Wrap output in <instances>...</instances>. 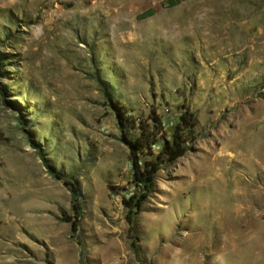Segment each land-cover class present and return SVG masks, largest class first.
Wrapping results in <instances>:
<instances>
[{
    "label": "rangeland",
    "instance_id": "374dc122",
    "mask_svg": "<svg viewBox=\"0 0 264 264\" xmlns=\"http://www.w3.org/2000/svg\"><path fill=\"white\" fill-rule=\"evenodd\" d=\"M178 1L0 0V264H264V0ZM184 108L129 225L122 136Z\"/></svg>",
    "mask_w": 264,
    "mask_h": 264
},
{
    "label": "trees",
    "instance_id": "16d2710c",
    "mask_svg": "<svg viewBox=\"0 0 264 264\" xmlns=\"http://www.w3.org/2000/svg\"><path fill=\"white\" fill-rule=\"evenodd\" d=\"M178 0H169V6L179 4ZM120 105L118 101L113 103ZM121 107H118L119 110ZM124 112V111H123ZM123 112H121L123 114ZM152 124L139 123L138 135L130 137L127 134L122 136L123 143L129 149V178L127 180L131 190L121 197V204L127 210V221L133 224L134 217L141 211L149 195L152 193L155 178L163 167L173 164L184 157L190 150L194 141V131L197 127L195 115L184 108L178 117V123L172 128L170 136L167 137L165 123L157 118H151ZM124 125V123H122ZM160 136V137H159ZM58 180L70 189L74 200L75 217L67 218L72 230L77 231V218L82 214L81 193L79 188L63 177L56 175Z\"/></svg>",
    "mask_w": 264,
    "mask_h": 264
},
{
    "label": "bare ground",
    "instance_id": "6f19581e",
    "mask_svg": "<svg viewBox=\"0 0 264 264\" xmlns=\"http://www.w3.org/2000/svg\"><path fill=\"white\" fill-rule=\"evenodd\" d=\"M220 220V219H219Z\"/></svg>",
    "mask_w": 264,
    "mask_h": 264
}]
</instances>
